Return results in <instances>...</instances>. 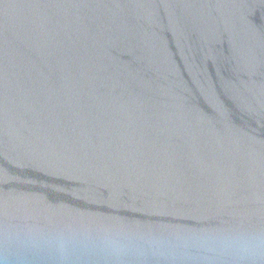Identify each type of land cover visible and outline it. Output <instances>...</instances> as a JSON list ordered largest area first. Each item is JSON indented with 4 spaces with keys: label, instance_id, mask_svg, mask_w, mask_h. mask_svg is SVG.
Returning a JSON list of instances; mask_svg holds the SVG:
<instances>
[{
    "label": "water",
    "instance_id": "1",
    "mask_svg": "<svg viewBox=\"0 0 264 264\" xmlns=\"http://www.w3.org/2000/svg\"><path fill=\"white\" fill-rule=\"evenodd\" d=\"M264 231V0H0V229Z\"/></svg>",
    "mask_w": 264,
    "mask_h": 264
},
{
    "label": "clouds",
    "instance_id": "2",
    "mask_svg": "<svg viewBox=\"0 0 264 264\" xmlns=\"http://www.w3.org/2000/svg\"><path fill=\"white\" fill-rule=\"evenodd\" d=\"M0 264H264V231L165 234L23 221L0 229Z\"/></svg>",
    "mask_w": 264,
    "mask_h": 264
}]
</instances>
